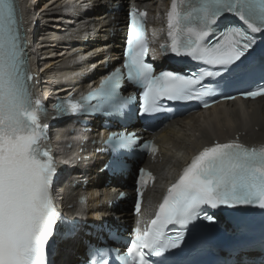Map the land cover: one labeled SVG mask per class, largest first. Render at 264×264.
Masks as SVG:
<instances>
[{
    "label": "snow or ice",
    "instance_id": "6c2138e0",
    "mask_svg": "<svg viewBox=\"0 0 264 264\" xmlns=\"http://www.w3.org/2000/svg\"><path fill=\"white\" fill-rule=\"evenodd\" d=\"M226 15L236 17L241 24L227 25L208 40L218 20ZM146 16L138 10L130 13L126 72L117 68L88 96L61 101L57 112L77 114L95 107L119 115L130 112L138 101L139 114L151 116L165 110L164 100H204L214 92L212 83L218 88L226 76L248 67L245 62L256 43L255 35L264 33V0H171L167 13L171 43L165 50L204 66L187 74L157 73L147 61ZM33 79L14 0H0V264H53L49 257L55 248L58 225L64 229L62 238L74 239L83 230L81 222L62 217L53 200L56 163L51 149L42 147L48 139V125L41 124L46 109L33 97ZM125 80L140 90L139 97L122 94ZM251 84L255 90L245 92V98L264 97V76ZM93 98L99 100L97 106L87 103ZM203 106L209 104L205 101ZM107 143L112 157L107 167L113 174H121L127 168L125 157L134 150L136 136L113 133ZM149 147L157 150L155 144L143 145ZM145 177L155 180L151 172L140 170L141 198ZM239 206L264 209V146L248 147L232 141L204 147L167 189L155 217L150 222L138 221L126 254L116 259L119 264H162L153 258L179 249L190 225L201 217L214 222L215 213L209 214L208 209ZM135 212L141 213L140 200ZM91 251L90 264H109L108 251Z\"/></svg>",
    "mask_w": 264,
    "mask_h": 264
},
{
    "label": "bare ground",
    "instance_id": "6f19581e",
    "mask_svg": "<svg viewBox=\"0 0 264 264\" xmlns=\"http://www.w3.org/2000/svg\"><path fill=\"white\" fill-rule=\"evenodd\" d=\"M70 1L30 0L32 5L27 7L28 0H20L26 7L25 22L30 21L36 29L37 44L35 49L30 48V56L33 59L40 57L39 63L42 66L47 65L43 74L48 80L47 89L59 91L61 95L84 87L99 75L108 74L106 64L113 67L119 63L118 59L123 46L124 7L130 1L146 6L150 11V22L157 28L158 33L163 34L165 31L162 5L166 0H83L80 3L82 7L81 5L77 7L76 4L74 10L70 9L73 14L65 16L69 13L66 3ZM112 5L119 7L113 15L111 12L107 13ZM82 35L88 39L87 43L82 42L79 47L74 48V41L82 40L84 38ZM78 49L80 54H77ZM72 51L75 55H63ZM48 55L50 60H45ZM78 55L91 56L85 62L72 67L71 63ZM92 67H95L93 72L90 71ZM190 121L194 132L200 137L198 141L194 139L191 131L186 130L184 124L179 125L183 122L182 120H177L172 124L174 127L165 132L167 140L163 154L153 165L161 181L177 167L181 168L187 164L190 160L188 158L192 155L191 151L201 142L212 143L214 139H217V137L211 138L212 134L206 129L207 127H215L219 137L235 133L241 135L247 143L264 141V99L251 112L244 113L243 117L214 110L209 111L201 123L195 117H192ZM178 125L180 130L177 131L175 128ZM92 135L86 136L92 137ZM85 148L86 145L81 147L83 150ZM84 155L86 153L79 155L76 159L83 160ZM159 163L160 165L157 166ZM100 164L98 156L79 163L73 180L65 188L67 197L65 210L68 213L77 210L79 213L86 214L88 222L110 219L111 213L120 214L119 211L108 209L106 201L112 200L117 190L128 189L117 182L103 186L105 177L103 174H97ZM83 181L88 182L85 188H83ZM79 194L85 198V202L81 205H78ZM68 206H74L73 210H68ZM80 251L81 248L78 252Z\"/></svg>",
    "mask_w": 264,
    "mask_h": 264
}]
</instances>
